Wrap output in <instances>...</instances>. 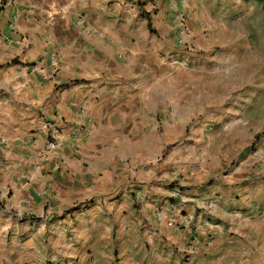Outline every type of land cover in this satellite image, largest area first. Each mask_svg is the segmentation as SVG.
I'll return each instance as SVG.
<instances>
[{"label": "crops", "instance_id": "0c3cea01", "mask_svg": "<svg viewBox=\"0 0 264 264\" xmlns=\"http://www.w3.org/2000/svg\"><path fill=\"white\" fill-rule=\"evenodd\" d=\"M239 1L0 0V264H195L204 219L214 240L264 232L257 187L240 164L212 174L218 123L185 100Z\"/></svg>", "mask_w": 264, "mask_h": 264}, {"label": "rangeland", "instance_id": "374dc122", "mask_svg": "<svg viewBox=\"0 0 264 264\" xmlns=\"http://www.w3.org/2000/svg\"><path fill=\"white\" fill-rule=\"evenodd\" d=\"M235 7V15L217 19L227 27L225 34L231 31L237 36L236 40H232L229 46L219 42L211 49V55L216 54L218 60H208L199 66L211 77L210 83L204 82L198 91L185 95V100L194 103L198 94L199 109L194 111V117L201 120L211 118L218 123L216 129L210 130L209 141L206 139L203 145L206 154L202 159L208 164L211 162L208 156L218 155L212 174L217 172L224 176L228 169L240 164L247 185H255L257 199H264V0L262 3L240 0ZM239 34L246 40L238 37ZM229 57L231 61H224ZM241 58L246 62L242 63ZM244 129L248 137H240L237 143H232L234 133L242 134ZM197 156L193 155L191 164L196 163ZM208 200L212 202L211 198ZM206 201L208 205L209 201ZM244 218L249 220L248 215ZM261 221L264 222V217ZM214 232L210 234L208 246L196 241L197 252L182 259L195 257V264H264V232L257 238H250L238 233L224 236L222 230L215 240ZM228 248L233 252L229 253ZM113 261L118 262L115 258Z\"/></svg>", "mask_w": 264, "mask_h": 264}, {"label": "built area", "instance_id": "2783aa9c", "mask_svg": "<svg viewBox=\"0 0 264 264\" xmlns=\"http://www.w3.org/2000/svg\"><path fill=\"white\" fill-rule=\"evenodd\" d=\"M171 7H173V4L171 3ZM175 18L179 24V28L181 31L184 30L185 28V16L182 14V13H179V12H176L175 13ZM15 21V17L12 16L11 17V23H9L8 27H9V30L12 32L13 31V25L12 23ZM178 43L180 44L181 41H178ZM55 148H57V145L54 141H48L46 143V150L47 151H52L54 150ZM170 198H174V199H181V194H180V190L177 186H175L171 191H170ZM204 225L207 227V229H209V232L205 233L204 234V244L206 246L209 245V240L211 238V233L214 232V231H217L218 229V226L215 225V224H210L208 221H205ZM197 243H194V240L191 241V243L189 244V247H188V252H187V255H191V254H195L197 252V248H196V245Z\"/></svg>", "mask_w": 264, "mask_h": 264}, {"label": "trees", "instance_id": "16d2710c", "mask_svg": "<svg viewBox=\"0 0 264 264\" xmlns=\"http://www.w3.org/2000/svg\"><path fill=\"white\" fill-rule=\"evenodd\" d=\"M243 1H253V2H256V3H262L263 0H243Z\"/></svg>", "mask_w": 264, "mask_h": 264}]
</instances>
